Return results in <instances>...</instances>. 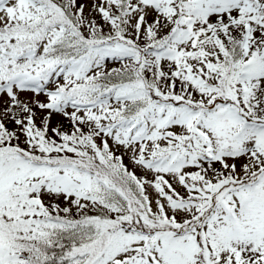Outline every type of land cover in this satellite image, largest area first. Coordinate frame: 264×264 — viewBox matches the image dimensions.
I'll return each instance as SVG.
<instances>
[{
    "label": "snow or ice",
    "instance_id": "obj_1",
    "mask_svg": "<svg viewBox=\"0 0 264 264\" xmlns=\"http://www.w3.org/2000/svg\"><path fill=\"white\" fill-rule=\"evenodd\" d=\"M0 264H264V0H0Z\"/></svg>",
    "mask_w": 264,
    "mask_h": 264
},
{
    "label": "rangeland",
    "instance_id": "obj_2",
    "mask_svg": "<svg viewBox=\"0 0 264 264\" xmlns=\"http://www.w3.org/2000/svg\"><path fill=\"white\" fill-rule=\"evenodd\" d=\"M41 98H43V97H41ZM61 118L60 117H54L53 118V122L55 123L56 121H58V120H60Z\"/></svg>",
    "mask_w": 264,
    "mask_h": 264
}]
</instances>
